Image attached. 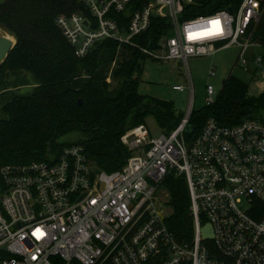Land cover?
I'll return each instance as SVG.
<instances>
[{"label":"built area","instance_id":"obj_1","mask_svg":"<svg viewBox=\"0 0 264 264\" xmlns=\"http://www.w3.org/2000/svg\"><path fill=\"white\" fill-rule=\"evenodd\" d=\"M81 1L88 15L55 18L78 57L111 39L152 59H182L186 68L189 57L232 45L241 47L244 67V52L257 44L249 31L262 11V0H241L232 12L184 18L197 0ZM155 18L166 20L169 30L155 47L143 46L135 37ZM261 62L254 58L257 67ZM186 88L191 107L190 77L173 86ZM205 90L208 105L213 88ZM190 107L169 133L152 137L145 123L127 130L120 141L132 153L120 170H98L76 144L46 160L2 166L0 264H264V119L221 125L210 118L187 133ZM169 174L183 176L188 187V242L166 226L162 181ZM204 225L208 237L201 234Z\"/></svg>","mask_w":264,"mask_h":264},{"label":"trees","instance_id":"obj_2","mask_svg":"<svg viewBox=\"0 0 264 264\" xmlns=\"http://www.w3.org/2000/svg\"><path fill=\"white\" fill-rule=\"evenodd\" d=\"M241 0H197L186 6L184 18L232 7ZM256 25L249 33L264 47V0ZM88 15L81 0H2L0 27L11 33L15 44L0 64V86L6 72H26L35 86L30 94H11L0 104V168L7 164H27L58 155L64 148L80 145L98 170L122 169L131 151L120 138L130 128L153 116L159 129L169 133L180 122L172 101L141 95L137 86L141 62L147 58L129 45L115 40L96 42L82 57L62 35L55 23L60 14ZM188 13H191L188 15ZM169 30L166 20L155 18L151 27L135 40L155 47L159 35ZM151 40V41H150ZM119 50V60L111 72L116 86L107 82V72ZM80 102V103H79ZM234 125L246 118L264 119V88L256 96L248 94V84L228 75L214 101L192 109L188 126L198 132L208 119ZM80 133L77 141H61L62 136ZM188 133V132H187ZM167 191V228L178 241L193 235L190 198L183 176L167 175L162 181Z\"/></svg>","mask_w":264,"mask_h":264},{"label":"rangeland","instance_id":"obj_3","mask_svg":"<svg viewBox=\"0 0 264 264\" xmlns=\"http://www.w3.org/2000/svg\"><path fill=\"white\" fill-rule=\"evenodd\" d=\"M2 2V0H0ZM1 35H8L13 40L14 36L0 27ZM241 47L238 45L228 46L217 50L211 55L198 57H189L186 64L182 59H170L168 61L152 59L147 57L142 60L140 81L137 91L141 95L151 96L157 99L172 101L177 114L184 116L190 107L191 94L188 88L183 91L173 89L175 85H185L190 80L193 84V97L191 109H199L205 105L206 90L210 85L213 88L214 98L221 89V82L228 75H234L248 84V94L258 95L264 88L262 75L264 74V47L259 43L250 45L244 52L245 65H241L243 58L240 57ZM119 50L115 59L107 72L106 80L110 86H116L117 79L112 78L111 72L115 63L119 60ZM260 55L262 57L261 66L257 67L254 58ZM214 68V74L209 71ZM189 73V76H188ZM6 83L0 86V104L4 103L11 94H30L35 86L32 76L26 72H6L3 79ZM4 117L0 114V118ZM145 125L150 131L152 137H157L163 133L153 116L145 119ZM80 133H71L60 138L61 141H77L81 138ZM201 234L208 237L211 234L210 227L204 225L201 227Z\"/></svg>","mask_w":264,"mask_h":264},{"label":"water","instance_id":"obj_4","mask_svg":"<svg viewBox=\"0 0 264 264\" xmlns=\"http://www.w3.org/2000/svg\"><path fill=\"white\" fill-rule=\"evenodd\" d=\"M232 10H233L232 7L227 8V11L229 12H232ZM14 44H15V40H13V38H11L8 35L0 34V64L4 61L8 52L10 51V49L13 47ZM224 81L225 79L222 80L221 84H223ZM193 131H194L193 127L187 126L186 132L192 133Z\"/></svg>","mask_w":264,"mask_h":264},{"label":"snow or ice","instance_id":"obj_5","mask_svg":"<svg viewBox=\"0 0 264 264\" xmlns=\"http://www.w3.org/2000/svg\"><path fill=\"white\" fill-rule=\"evenodd\" d=\"M213 23L215 24V23H217V22L214 21Z\"/></svg>","mask_w":264,"mask_h":264},{"label":"clouds","instance_id":"obj_6","mask_svg":"<svg viewBox=\"0 0 264 264\" xmlns=\"http://www.w3.org/2000/svg\"><path fill=\"white\" fill-rule=\"evenodd\" d=\"M204 34H208V33H204Z\"/></svg>","mask_w":264,"mask_h":264}]
</instances>
